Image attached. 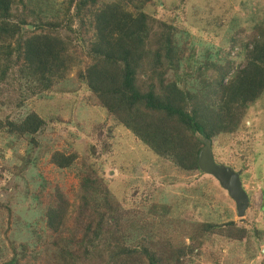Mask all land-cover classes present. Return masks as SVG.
<instances>
[{
	"label": "trees",
	"instance_id": "16d2710c",
	"mask_svg": "<svg viewBox=\"0 0 264 264\" xmlns=\"http://www.w3.org/2000/svg\"><path fill=\"white\" fill-rule=\"evenodd\" d=\"M157 1L0 0V84L11 89L19 106L35 95L57 90L75 67L77 80L111 119L159 158L182 171L201 172L197 160L203 144L195 132L226 144L228 137L249 127L248 109L264 91V25L249 32L243 27L227 32V44L217 54L206 41L198 40L202 49L196 51L193 33L173 19L167 22L146 11ZM221 26L216 24L214 30ZM43 125L44 119L31 111L19 120L6 118L0 130L27 135L34 145ZM76 158L77 152L54 151L50 159L67 167ZM80 170L74 201L58 190L45 194L49 203L42 206L41 219L52 233L46 240V264L51 258L55 264H192L194 248L206 238L244 241L249 237V230L234 220L172 219L150 209L145 227L136 221L141 227H135L129 244H124L115 230L98 232L101 220L114 210L102 175L91 158ZM88 206L93 211L105 206L106 212L86 220L78 239L75 231L63 243L54 237L69 208L76 211L79 225ZM24 219L22 226L29 229L32 224ZM9 228L1 224L0 234ZM89 233L94 234L90 239ZM26 236L12 232L11 256L0 264H38L40 251H28L31 244ZM74 242L77 247L71 246ZM0 252L6 256L4 249Z\"/></svg>",
	"mask_w": 264,
	"mask_h": 264
},
{
	"label": "rangeland",
	"instance_id": "374dc122",
	"mask_svg": "<svg viewBox=\"0 0 264 264\" xmlns=\"http://www.w3.org/2000/svg\"><path fill=\"white\" fill-rule=\"evenodd\" d=\"M146 11L167 22L173 19L175 25L194 34L191 39H195L196 51L202 49L199 41H206L208 49L215 48L214 54L227 44L224 40L227 32L239 27L249 32L255 25H264V0H158L148 5ZM218 23L222 26L214 30ZM180 39L183 40L181 35ZM239 60V63L243 61ZM69 75V80L62 82L67 81L64 85L58 84L57 90L35 95L19 106L11 89L0 84L1 123L6 118L19 120L31 111L44 119L34 145L27 135H11L0 130V225L10 227L5 234H0V249L6 254L3 257L0 252V263L11 256L9 240L14 232L19 238L27 235L31 244L28 251L33 248L40 251L35 262L46 264V240L52 233L41 219L42 206L49 203V195L45 194L58 190L69 201H74L80 169L91 158L109 188L114 207L109 216L101 220L98 232L115 230L116 238L119 236L124 244H129L133 229L145 227L150 209L158 216L162 214L172 219L216 223L234 220L249 230L248 239L208 241L206 238L194 248L192 264L213 261L264 264V91L248 109L246 131H237L228 137L226 144L217 139L211 142L214 160L240 171L249 199L240 217L234 199L212 175L182 171L156 156L94 101L77 80L75 67ZM54 151L77 152V158L70 166L58 167L50 159ZM41 184H45L43 194L39 191ZM75 202L78 204L77 200ZM69 210L63 228L53 233L61 243L68 239L70 231H75V239L83 236L84 222L90 217L98 219L97 214L106 212V207L93 211L88 206L79 225L74 218L76 211L72 207ZM24 217L32 224L29 229L23 227ZM165 224L161 228L168 230ZM254 229L258 230L257 235ZM93 235L89 233L88 239ZM143 235L141 232L139 237ZM188 240L185 238L186 242ZM74 244L71 246L77 247ZM50 264H55L53 258Z\"/></svg>",
	"mask_w": 264,
	"mask_h": 264
},
{
	"label": "water",
	"instance_id": "95a60500",
	"mask_svg": "<svg viewBox=\"0 0 264 264\" xmlns=\"http://www.w3.org/2000/svg\"><path fill=\"white\" fill-rule=\"evenodd\" d=\"M25 27L31 28V25H25ZM195 135L203 144L198 153L199 170L212 175L219 182L222 188L234 199L237 215L242 217L248 207L249 199L242 186L240 171H236L230 165L217 163L212 156L211 140L198 132H195Z\"/></svg>",
	"mask_w": 264,
	"mask_h": 264
}]
</instances>
